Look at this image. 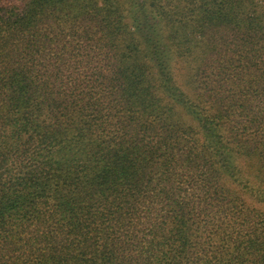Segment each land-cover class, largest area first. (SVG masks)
Instances as JSON below:
<instances>
[{"label":"trees","instance_id":"obj_1","mask_svg":"<svg viewBox=\"0 0 264 264\" xmlns=\"http://www.w3.org/2000/svg\"><path fill=\"white\" fill-rule=\"evenodd\" d=\"M0 264H264V0H0Z\"/></svg>","mask_w":264,"mask_h":264},{"label":"rangeland","instance_id":"obj_2","mask_svg":"<svg viewBox=\"0 0 264 264\" xmlns=\"http://www.w3.org/2000/svg\"><path fill=\"white\" fill-rule=\"evenodd\" d=\"M183 72H185V70H179V74H181V73H183ZM184 76H186V75H184ZM184 76H181L180 77V80L182 81L183 79H185V82H186V77L184 78ZM184 82V83H185ZM184 88H186L185 86H184Z\"/></svg>","mask_w":264,"mask_h":264}]
</instances>
